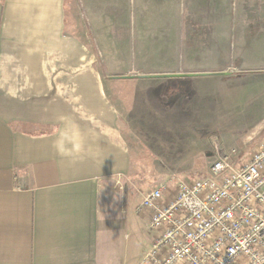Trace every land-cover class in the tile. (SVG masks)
I'll list each match as a JSON object with an SVG mask.
<instances>
[{
  "label": "crops",
  "instance_id": "obj_1",
  "mask_svg": "<svg viewBox=\"0 0 264 264\" xmlns=\"http://www.w3.org/2000/svg\"><path fill=\"white\" fill-rule=\"evenodd\" d=\"M263 73L264 0H0V264H118L133 137Z\"/></svg>",
  "mask_w": 264,
  "mask_h": 264
},
{
  "label": "built area",
  "instance_id": "obj_2",
  "mask_svg": "<svg viewBox=\"0 0 264 264\" xmlns=\"http://www.w3.org/2000/svg\"><path fill=\"white\" fill-rule=\"evenodd\" d=\"M213 147L206 175L172 173L138 205L156 234L145 264H264V139Z\"/></svg>",
  "mask_w": 264,
  "mask_h": 264
},
{
  "label": "rangeland",
  "instance_id": "obj_3",
  "mask_svg": "<svg viewBox=\"0 0 264 264\" xmlns=\"http://www.w3.org/2000/svg\"><path fill=\"white\" fill-rule=\"evenodd\" d=\"M206 9L195 8L202 16ZM97 58L93 63L101 65ZM249 76L240 86L217 90L225 95V101L217 103L212 117L196 118L188 114L185 118L151 120L142 127V136L133 137L134 141H140V151L130 174L120 183L121 212L126 225L120 231L118 264H145L155 232L150 229L148 218L137 212V207L166 176L206 175L215 159V142L227 150H242L247 146V153H251L255 144L264 139V73ZM119 90L127 92L128 88L119 87ZM173 105L171 102L170 107Z\"/></svg>",
  "mask_w": 264,
  "mask_h": 264
}]
</instances>
